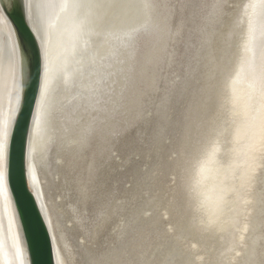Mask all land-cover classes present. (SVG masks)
Here are the masks:
<instances>
[{"label": "bare ground", "instance_id": "6f19581e", "mask_svg": "<svg viewBox=\"0 0 264 264\" xmlns=\"http://www.w3.org/2000/svg\"><path fill=\"white\" fill-rule=\"evenodd\" d=\"M211 1L204 0V3L213 7L212 13L207 17H199L206 25L197 31L199 56L191 61L185 71L183 90L186 94L173 110L176 115L171 114L173 111L168 114L169 138L165 140L155 135L145 147L135 149L131 156L124 155L120 164L113 166L105 154L117 140L113 137L102 144L104 138L108 139L109 132H112L111 135L114 133L111 122L95 129L94 136L91 127L86 134L88 140L85 145H81L75 135L79 120L93 115V112L84 98L86 81L77 79L74 84L71 77L79 65L71 57L67 62L65 60L70 38L64 35L50 41L44 28L43 22L55 11L52 7L55 0H26L31 8H21L32 29L39 54L42 47L44 63L50 69L46 74L49 82L47 94L34 110L39 122L34 125L31 121L27 175L30 191L51 239L53 264H250L251 261L259 264L264 246V169H259L255 176L249 197L252 203L245 205L240 201L231 206L234 211L221 213L218 204L227 170L217 172L212 169L206 172L200 178L193 196L184 189L186 173L174 182L177 168L169 159L175 137L183 124L201 120L220 122L225 118L221 107L226 91L225 77L237 67L242 26L237 27L236 24L248 0H216V5ZM18 2L20 5L21 0ZM144 2L122 0L128 6L125 11L130 17L147 20L148 30L144 34L151 41H158L164 50L170 37L178 31L180 23L175 20L170 28L167 26L164 29V33L157 32V29L160 25L164 27V22L169 23L168 20L175 16L176 0H148L154 13L150 11L152 8L142 7ZM12 3L13 0H0V13L7 17L4 10H9ZM110 13V9H98L95 14ZM155 14L157 19L154 20L152 15ZM257 20L259 22V16ZM206 27L207 33L204 32ZM34 28L39 31L34 32ZM230 33L229 54L224 52L228 56L223 59L221 48L227 45L223 44ZM37 35L41 37L42 44L36 39ZM92 41L99 44L100 38L93 36ZM219 41L221 48L216 61L224 71L210 79L216 59L212 57V44ZM21 62L27 80L28 64L17 34L9 20L8 24L0 20V91L10 85L12 73L14 70L19 71ZM65 76H68L67 81ZM216 78L221 79L219 81L222 83ZM233 87L243 92L247 85L241 77ZM4 104L7 107L6 93ZM116 114L122 115L123 118H120L123 122L128 120L124 109ZM94 139L97 140L96 147L91 144ZM49 148L50 170L46 164ZM87 148L91 149L86 161ZM102 148L107 149L106 152ZM135 157L139 158L138 161ZM78 161L80 165L83 164L82 167H77ZM101 161L104 163L99 167H106L105 174L99 168L96 174L93 171L92 176H89L90 169ZM117 170L118 173L127 172L131 181L130 187L124 189L121 196L112 194L113 187L107 189V193H99L101 187L97 184L90 188L100 175L109 177L112 172L116 174ZM89 203L91 209L88 212L86 207ZM100 221L102 223L98 224ZM241 236L244 237L243 242ZM17 242L23 249V264H29L12 202L6 206L0 201V255L11 259V252H15ZM241 243L244 247H241ZM237 252H240L239 256Z\"/></svg>", "mask_w": 264, "mask_h": 264}, {"label": "snow or ice", "instance_id": "6c2138e0", "mask_svg": "<svg viewBox=\"0 0 264 264\" xmlns=\"http://www.w3.org/2000/svg\"><path fill=\"white\" fill-rule=\"evenodd\" d=\"M19 7L29 10L31 5L21 0ZM52 7L55 11L43 22L44 28L50 41L64 35L70 38L65 60L67 62L71 57L79 65L71 74L73 83L77 79L86 81L84 98L103 126L128 99L139 61V41L148 30V22L130 17L125 11L128 6L122 0H55ZM142 7L150 9L151 4L145 0ZM98 9H110L111 13L96 15ZM0 20L8 24L3 13H0ZM236 26H242V38L237 67L225 77L226 91L221 105L225 118L220 122L201 120L183 124L169 155L177 168L174 182L186 173L184 189L193 196L206 172L227 170L218 204L221 213L234 211L231 206L240 201L245 205L252 203L249 197L255 176L259 169H264V0H248L242 7ZM33 31L39 30L34 28ZM93 36L100 38L99 44L93 43ZM36 39L43 43L39 35ZM13 49L16 50L15 43ZM44 58L41 47L43 71L39 97L35 101L38 107L47 94L49 83L46 74L50 69ZM211 71L210 79L223 73L224 69L217 63ZM241 77L247 85L243 92L233 87ZM67 79L65 76V81ZM26 86L21 62L19 71L12 73L10 85L0 91V201L6 206L11 205L10 148L22 129L17 114L22 100L27 99L24 95ZM5 93L7 107L4 104ZM32 120L34 125L38 124L39 117L33 113ZM115 134L121 135L120 132ZM240 240L243 242L244 237L241 236ZM241 247H244L243 243ZM236 255L239 256L240 252ZM260 255L259 264H264V246ZM0 264H23V249L19 242L15 245V252H11V259L0 255ZM250 264L256 262L251 261Z\"/></svg>", "mask_w": 264, "mask_h": 264}, {"label": "rangeland", "instance_id": "374dc122", "mask_svg": "<svg viewBox=\"0 0 264 264\" xmlns=\"http://www.w3.org/2000/svg\"><path fill=\"white\" fill-rule=\"evenodd\" d=\"M211 3L216 5V0H212ZM174 7L176 9L175 16L168 20L170 21L169 23L164 22V27L160 25L157 29V32L164 33V29H166L167 26L170 28L175 20H178L180 23L178 31L170 37L168 43L165 45L166 48H164V50L167 54L164 55L165 51L160 47L158 41L156 42L154 39L151 41L145 34L141 36L139 41L140 54L136 74L134 75L132 84L130 85L128 99L125 105L121 108V110L124 109V113L127 114L128 120L123 122L121 120L123 118L122 115H120L122 117L120 118L119 115L117 116V114H114V116L107 121L111 122L110 125L114 126V133L111 135L112 132H109L108 139L104 138L102 144L107 143L108 140L113 137L117 140V142L112 148H110V150L105 148H102V150H107V152L105 151V155H107L108 159L113 163L112 166L120 164V159L124 155L131 156L135 149L145 147L146 143H148L155 135L161 136L162 139L165 140L169 138L167 133V124L169 123L168 119L170 117H168V114L173 111L176 106H178L179 99L184 97L186 94L183 90V79H185L187 74L185 71L189 68L191 61L199 56L198 51L200 47L196 43L197 31L199 30L198 28H205L206 25V22L199 19V17H207L213 11V7H210L209 3H204V0H176ZM150 11L154 13L153 8ZM152 16L154 20L157 19L156 14ZM204 32L207 33V27ZM230 36L231 33L226 36L227 40L223 45L226 43L227 45L222 46L223 49L221 48L220 41L218 43L213 42L214 44L212 45L214 47L216 46V48H212V57H214V59L216 58L215 60L213 59V63L215 65L217 63L216 60H218L217 53L220 51V48L222 50L221 58L225 59L228 56L226 54H229ZM215 38L217 40V36H215ZM224 52H226V54H224ZM217 80L218 78H216V81ZM219 80L221 81V79ZM92 114L93 115H90L87 118L82 117L79 120V128L77 130L75 128V135L79 138L78 141L81 142V145H85V143H87V135L91 127H93L91 132L94 136L95 129L102 126L98 121L99 117L95 116L94 113ZM171 114L176 115L174 111ZM96 121L98 122L96 123ZM116 132H120L121 135L125 134L123 135L124 137L122 140L121 135L117 136L115 134ZM84 134L87 135L85 136ZM91 144L96 147L97 140L94 139ZM109 146H107V148ZM90 149L91 148H87L85 150L86 161L90 157ZM47 155H49V157H46V164L47 169L50 170V165H48V162L51 159L50 148L47 150ZM138 159V157H135L136 161H138ZM104 161L95 165V168H91L89 176H92L93 171L96 174L97 169H101L99 166H101ZM76 165L77 167L83 166V164L80 165L79 161ZM105 168L106 167L101 169L102 174H105L103 173L107 170H105ZM127 175V172L118 173V170L116 174L114 173V175L112 172L109 177L100 175V177L95 181V184H93V186L91 185L90 188H94L97 184L101 187L99 193H107V189L110 190V188L113 187L112 194L115 193L117 196L115 194L113 195L119 197L122 195V191L124 189H128L131 185L130 178ZM94 177L95 176L93 175V178ZM88 181L89 179L87 182ZM88 189L89 186L86 187L87 191ZM86 209L88 212L90 211V203ZM101 223L102 221L98 222V224Z\"/></svg>", "mask_w": 264, "mask_h": 264}, {"label": "water", "instance_id": "95a60500", "mask_svg": "<svg viewBox=\"0 0 264 264\" xmlns=\"http://www.w3.org/2000/svg\"><path fill=\"white\" fill-rule=\"evenodd\" d=\"M4 11L17 34L28 64L24 94L27 99L22 100L21 110L17 115L18 121L22 123V129L16 134L10 148L11 202L17 224H20L29 264H53L51 239L30 191L27 175L28 136L42 72L40 54L32 29L23 16L18 0H13L11 8Z\"/></svg>", "mask_w": 264, "mask_h": 264}]
</instances>
